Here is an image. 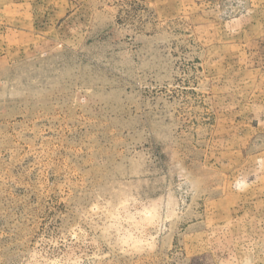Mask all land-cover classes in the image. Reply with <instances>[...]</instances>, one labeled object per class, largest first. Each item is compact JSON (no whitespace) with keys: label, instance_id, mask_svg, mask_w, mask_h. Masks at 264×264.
<instances>
[{"label":"rangeland","instance_id":"1","mask_svg":"<svg viewBox=\"0 0 264 264\" xmlns=\"http://www.w3.org/2000/svg\"><path fill=\"white\" fill-rule=\"evenodd\" d=\"M0 264H264V0H0Z\"/></svg>","mask_w":264,"mask_h":264}]
</instances>
